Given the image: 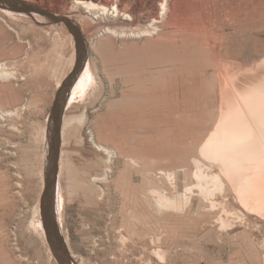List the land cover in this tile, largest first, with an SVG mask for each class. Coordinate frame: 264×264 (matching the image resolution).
<instances>
[{
  "label": "rangeland",
  "instance_id": "rangeland-1",
  "mask_svg": "<svg viewBox=\"0 0 264 264\" xmlns=\"http://www.w3.org/2000/svg\"><path fill=\"white\" fill-rule=\"evenodd\" d=\"M26 1L76 22L88 48L53 200L73 258L264 264L263 215L202 150L238 93L264 82V0H170L164 19L162 0H82L117 4L129 21L72 0ZM11 12L0 13V64L12 74L0 70V264H61L43 206L51 109L77 46L64 23ZM154 18L156 35L139 34Z\"/></svg>",
  "mask_w": 264,
  "mask_h": 264
},
{
  "label": "bare ground",
  "instance_id": "bare-ground-1",
  "mask_svg": "<svg viewBox=\"0 0 264 264\" xmlns=\"http://www.w3.org/2000/svg\"><path fill=\"white\" fill-rule=\"evenodd\" d=\"M169 1L170 0H162L159 4V16L162 19L168 15ZM75 8H81L86 12L98 10V12L95 13L104 16L107 15V17H110L112 20L120 18L122 21H129L133 18L131 15L123 12L117 4L107 7L92 1L72 0L70 9ZM1 12L12 13L11 11H7V9H0V13ZM40 17L43 18L42 16ZM158 22L161 23L158 19H152L148 25L149 28L151 27V30L146 29L139 34L154 35L153 33L159 30L158 26H156ZM106 32L119 34L118 30L112 27L106 28ZM124 33V31L120 32V34ZM131 33L133 32L129 30L128 34ZM0 70L5 76L12 75L3 64H0ZM80 76V79L78 78L79 81H77L78 83L75 84L72 90L70 100L75 98L78 92H84L88 85L87 75L84 73L81 77ZM68 81L69 79L64 82V87L67 85ZM100 147L99 145V148ZM104 150L108 151V149ZM202 150L209 159L215 160L221 164L224 172L229 177L240 196V200H242L253 213L254 211L255 214L256 212L258 214L260 213L261 217L263 215L264 218V82L260 87L249 88L238 93L236 101L229 103V108L226 113L222 115L216 130L207 140ZM59 163L61 171V161ZM200 177L205 178L202 174ZM212 181L217 184V182H220V179L218 176H215ZM220 184L222 185V183ZM207 191L208 190H206V192ZM47 197L48 190L45 194L44 206ZM258 216L260 217V215ZM71 252L73 253L72 250Z\"/></svg>",
  "mask_w": 264,
  "mask_h": 264
},
{
  "label": "water",
  "instance_id": "water-1",
  "mask_svg": "<svg viewBox=\"0 0 264 264\" xmlns=\"http://www.w3.org/2000/svg\"><path fill=\"white\" fill-rule=\"evenodd\" d=\"M0 9L11 10L20 14L33 16L38 14L44 16L51 22L64 23L73 34L77 46L76 64L71 72L67 85L61 86L57 93L56 100L51 109V130H50V151L49 170L47 175L48 197L46 205L43 206V223L48 236V240L58 256L61 264H79L69 252L67 245L62 238L58 225L55 221L53 200L57 189L59 176V162L62 145V129L64 114L67 108L72 90L78 81L79 76L85 70L88 61V48L84 38L81 36L79 26L67 17H59L48 10L41 8L35 3L26 0H0ZM64 84V83H63Z\"/></svg>",
  "mask_w": 264,
  "mask_h": 264
}]
</instances>
